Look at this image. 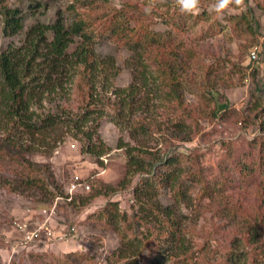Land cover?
Wrapping results in <instances>:
<instances>
[{
	"label": "rangeland",
	"instance_id": "1",
	"mask_svg": "<svg viewBox=\"0 0 264 264\" xmlns=\"http://www.w3.org/2000/svg\"><path fill=\"white\" fill-rule=\"evenodd\" d=\"M124 1L143 5L155 31L171 30L162 20L167 16L185 19L177 41L196 51L183 76L190 82L184 86L185 110L169 99L159 101L158 95H152L144 110L154 113V117L143 120L150 132H140L134 138L126 129L140 120L138 116L116 125L108 116L113 99L100 94L97 108H104L107 115L99 117L102 113L95 111L91 116L97 130L91 143L84 142L85 138H72L69 124L57 127L46 138L47 144L39 148L28 142L34 147L23 157L49 167L53 176L46 177V182L52 195L13 191L2 183L12 178L11 170L0 165V264H68L70 253L83 255L78 264H149L155 256L161 257V264H231L232 252L243 256L250 248L243 241L249 230L257 226L264 239V88L263 92L259 90L264 82V0H244L241 6L233 3L220 13L212 7L216 0H199L193 13H182L175 0H162L163 4L158 0H97L91 5L85 1L93 8L92 14L86 13L90 14L89 21ZM73 3L74 0H7L9 7L28 9L23 15L25 27L34 23L49 25L59 12L69 16L65 9ZM1 29L0 18V52L10 42L22 43L23 35L4 38ZM98 37L93 39L96 53L115 60L118 75L114 85L129 86L133 70L126 63L129 53ZM252 50L257 52L254 62L249 60ZM213 62L219 71L209 74L208 66ZM86 82V78L76 77L63 94L44 102L43 110L62 107L71 117L76 115L87 103ZM181 118L190 127H186L182 138H175L171 132H182L177 125ZM86 130L92 132V128ZM100 142L108 150L98 157L89 148L96 146L99 150ZM87 144H91L89 148ZM168 150L170 155L187 157L177 180L178 197H171L170 190L164 189L157 193V201L143 199L139 192L136 199L139 180L145 181L148 171L156 170L154 166L164 160L160 153ZM131 157H141L145 169L130 172L129 176ZM240 158L245 164L259 162L258 171L246 175L243 183ZM80 184H88L90 190L72 189ZM57 186L63 194H56ZM109 202L117 204L111 209L113 214H119L121 219L126 216L120 225L128 236L138 240L134 246L125 247L124 258L116 253L123 247L117 232L94 219ZM159 206L171 209L169 232H159ZM131 213H137L145 222L133 223ZM19 223L26 224L36 236L19 233L15 228ZM171 236L175 242L169 247L166 241Z\"/></svg>",
	"mask_w": 264,
	"mask_h": 264
},
{
	"label": "trees",
	"instance_id": "2",
	"mask_svg": "<svg viewBox=\"0 0 264 264\" xmlns=\"http://www.w3.org/2000/svg\"><path fill=\"white\" fill-rule=\"evenodd\" d=\"M85 1L91 5L97 0H74V3L65 9L69 16L59 12L49 25L34 23L25 27L23 15L28 9H23V12L21 6L9 7L7 0H0L2 37L11 39L23 35L21 44L15 45V42H10L0 52V165L11 170L12 177L2 180V183L10 185L13 191L20 194L34 190L52 195L53 192L49 190L46 182V177L49 179L53 176L48 171L49 167L28 162L23 155L29 152L31 147L39 148L47 144L46 138L63 124H69V127L73 128L72 138L79 140L85 138L84 142L91 143V137L96 135L97 131L92 126V123L96 122L91 116L93 117L95 111L102 113L99 117L107 115L104 108H97L100 94H108L109 99H113L109 104L108 116L116 125L129 123L132 117L138 116L141 121L132 122L131 127L126 129L134 138L140 132L144 135L150 132L143 120L150 115L154 117V113L149 114L144 110L152 101V95L155 97L158 95L159 101L169 99L177 107L185 110L182 101L186 92L184 86L190 82L183 79V76L188 70L190 64L188 61L191 62L196 57V51L192 47L177 41L179 31L185 27V19L174 20L177 17L174 16L172 20L167 16L162 20L166 25H170L171 30L155 31L151 27L152 22L149 21L150 13L143 5L124 1L121 6L111 7L90 22V14L86 13L92 14L93 8L85 4ZM158 1L160 4L164 3L162 0ZM104 3H107L106 0ZM82 8L86 10L80 11ZM96 22H99L98 27H94ZM96 35H100L97 39L110 41L118 47L122 46L129 53L126 59L127 67L133 68L129 86L118 88L114 85L113 80L118 75L115 60L112 56L101 57L96 53L93 46ZM218 71L215 62L208 66L207 73ZM252 74L254 75V72ZM79 76L87 79L85 83L87 103L79 113L71 117V114L62 107L60 110H43L44 102H51L52 97L63 94L66 85L73 83ZM98 88L102 92H99ZM262 88L264 82L259 87L263 92ZM215 116L216 113L212 117ZM137 122L141 123L135 126ZM178 123L182 132L173 130L171 135L175 138L184 135L186 127H190L182 118ZM86 128H92V132ZM28 142H34L36 145L33 146L34 143L29 145ZM100 144L99 150H96V146L91 149L89 148L91 144H87L89 152L98 157L105 154L108 148L104 147L103 142ZM168 152L160 153L164 160H159L154 166L155 171L150 168L148 174L151 176L149 175L145 181L139 180L138 183L141 184L134 192L136 199L138 198L136 192H139V197L157 201V193L164 189L170 190L171 197H178L177 188L180 184L177 180L187 157L183 154L170 155ZM241 161L240 158L239 162ZM128 163L129 176L130 172L136 173L145 169L141 157H131ZM239 165L242 168L240 174L243 180L238 179L243 183L246 175L258 171L259 162L246 164L241 162ZM223 184L224 182H221V185ZM58 192L63 194L59 187L56 194ZM116 206V203L109 202L106 207H102L99 214H95L94 219L107 223V228L117 232L123 247L120 245L121 248L119 247L116 253L124 258L127 255L124 252L125 247L134 246V241L138 240L130 238L126 229L120 225L126 220V216L121 219L119 214L112 213L111 209ZM157 209L162 215V219L158 220L159 232H169L171 209L167 206H159ZM233 215L231 214L232 217ZM130 218L137 225L145 222L137 213H131ZM255 227L249 230L248 238L243 240L250 248L243 256L234 255L238 253L232 252L229 256L231 264L238 261L242 264H264V239L261 231L258 232V227ZM174 242L172 236L166 241L169 247H172ZM178 249L181 253L186 252L182 248ZM67 258L68 264H78L83 260V255L70 253L67 254ZM161 263V257L155 256L149 264Z\"/></svg>",
	"mask_w": 264,
	"mask_h": 264
},
{
	"label": "clouds",
	"instance_id": "3",
	"mask_svg": "<svg viewBox=\"0 0 264 264\" xmlns=\"http://www.w3.org/2000/svg\"><path fill=\"white\" fill-rule=\"evenodd\" d=\"M175 2L182 13H193L199 5V0H175ZM243 2L244 0H216L212 7L217 13H220L228 8L230 4L235 3L237 6H241Z\"/></svg>",
	"mask_w": 264,
	"mask_h": 264
},
{
	"label": "built area",
	"instance_id": "4",
	"mask_svg": "<svg viewBox=\"0 0 264 264\" xmlns=\"http://www.w3.org/2000/svg\"><path fill=\"white\" fill-rule=\"evenodd\" d=\"M256 59H257V52L255 50H252L250 52L249 60L254 62ZM75 188L76 190H78V188H81L82 189L81 191H87V192L90 190V186L88 184L87 185L80 184L79 187H73L72 189H75ZM15 228L19 231V233L23 235L30 234L31 236H36V232H32V233L29 232L26 224H23V223H19V225L16 224Z\"/></svg>",
	"mask_w": 264,
	"mask_h": 264
}]
</instances>
